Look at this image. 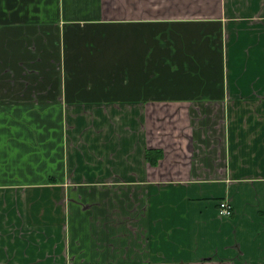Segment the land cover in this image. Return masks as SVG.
<instances>
[{
  "label": "crops",
  "instance_id": "1",
  "mask_svg": "<svg viewBox=\"0 0 264 264\" xmlns=\"http://www.w3.org/2000/svg\"><path fill=\"white\" fill-rule=\"evenodd\" d=\"M0 264H264V0H0Z\"/></svg>",
  "mask_w": 264,
  "mask_h": 264
},
{
  "label": "rangeland",
  "instance_id": "2",
  "mask_svg": "<svg viewBox=\"0 0 264 264\" xmlns=\"http://www.w3.org/2000/svg\"><path fill=\"white\" fill-rule=\"evenodd\" d=\"M206 210H207V211H206V214H207L206 216H207V217L209 216V217L214 218V220L212 219V220L209 221V225L213 228V227L216 226V223H215V222L217 221L216 218H215V216L217 217V215H218V216H221V215L218 213V211H217L218 209H217V210L215 209V211H213L214 209H213L212 206H210V207H209L208 209H206ZM70 224H71V222H70ZM198 225H201V224L199 223ZM211 227H207V229L209 230ZM212 228H211V229H212ZM211 229H210V230H211ZM204 231H205V232H208L207 230H204ZM200 242H201V240L198 239V240H197V243H195V247H196V244H200ZM171 245H173V244H171ZM174 248H175V247H174ZM194 249H196V248H194ZM177 250H179V248H177Z\"/></svg>",
  "mask_w": 264,
  "mask_h": 264
},
{
  "label": "trees",
  "instance_id": "3",
  "mask_svg": "<svg viewBox=\"0 0 264 264\" xmlns=\"http://www.w3.org/2000/svg\"><path fill=\"white\" fill-rule=\"evenodd\" d=\"M161 151L159 149H146L145 151V159L150 164H156L158 159L161 157Z\"/></svg>",
  "mask_w": 264,
  "mask_h": 264
},
{
  "label": "built area",
  "instance_id": "4",
  "mask_svg": "<svg viewBox=\"0 0 264 264\" xmlns=\"http://www.w3.org/2000/svg\"><path fill=\"white\" fill-rule=\"evenodd\" d=\"M218 213L224 216H229L231 214V205L226 199L218 201Z\"/></svg>",
  "mask_w": 264,
  "mask_h": 264
}]
</instances>
